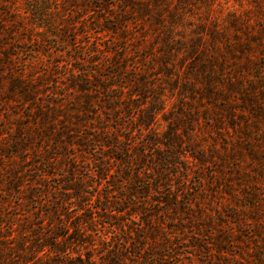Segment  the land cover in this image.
Segmentation results:
<instances>
[{"label": "rangeland", "instance_id": "obj_1", "mask_svg": "<svg viewBox=\"0 0 264 264\" xmlns=\"http://www.w3.org/2000/svg\"><path fill=\"white\" fill-rule=\"evenodd\" d=\"M0 264H264V0H0Z\"/></svg>", "mask_w": 264, "mask_h": 264}]
</instances>
